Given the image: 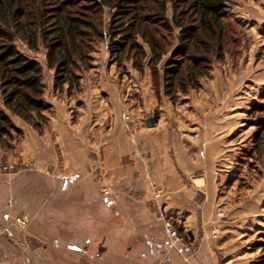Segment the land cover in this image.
I'll use <instances>...</instances> for the list:
<instances>
[{"label":"rangeland","instance_id":"1","mask_svg":"<svg viewBox=\"0 0 264 264\" xmlns=\"http://www.w3.org/2000/svg\"><path fill=\"white\" fill-rule=\"evenodd\" d=\"M22 1L18 3L26 8V16L19 18L17 0H0V47L13 42L20 53L41 63L46 92L51 78H55V69L50 71L47 58L48 42L52 36L49 39L45 36L62 35V32L45 34L56 24V16L51 14L53 11L45 8L56 3L54 0ZM66 2L71 4L66 8L70 16H83L85 19L81 26L80 21L77 22L73 34L68 32L66 35H89L86 41L89 48H93L92 64L95 65L96 60V65L107 66L110 49L105 47V37L90 35H112L111 25L115 26L110 15L112 10L107 5L103 8L84 6L85 0ZM167 3L170 12L172 3ZM227 3L226 15L219 26L221 30L217 29L215 35H209V32L207 35L205 32L179 35L180 29L174 24L167 21L162 24L150 15L153 12L144 10L143 19L147 17V25L159 31L157 39L167 52L156 60L147 42L141 38L148 52L142 59L144 69H136L140 79L145 81L147 78L151 85L126 89L128 99L135 101L127 104L129 111L126 114L137 113L135 117L142 126L146 125L144 118L154 115L161 120L163 127L181 136V133H187L186 137L190 141L195 139L196 145H202L207 139V204L210 203L207 220L212 219V227L207 231L202 229L194 236L187 234L179 221L167 213L163 215L168 239L193 244L190 249L177 251L181 256L178 264H196L195 257L199 253L203 255L199 252L203 249L200 245L209 238L215 239L211 243L212 248L207 252V258L199 259V264L205 260L207 264H264V0H228ZM186 22L198 25L192 17ZM78 41H82L80 36ZM179 44L189 45V58L186 56L176 64H180L179 75L174 79L167 78L170 74L166 73L165 64L173 57L172 53ZM129 60L124 59L120 64V74L125 73L128 81H134L133 87H137L131 68L129 71ZM2 74L0 65V105L4 108ZM137 99L143 102L139 103ZM46 104L41 114L33 112V121L27 120L39 132L44 131L49 119L47 115L53 111L51 105ZM14 124L15 127H10L6 134L0 136V172L32 173L36 168L35 160L23 159L22 153L14 150L17 143L13 140L23 133L15 121ZM35 177L36 190H42L41 180ZM61 202L69 204L68 208L57 214L54 207L59 201L56 200L46 222L42 216L45 201L38 196L32 215L41 223L32 225V219L30 222L26 213L13 217V222L19 226L20 219L26 221L27 227H20L30 242L28 246L9 250L0 245V264H110L108 255L103 259H93L96 253L106 249L103 246L107 241V232L98 231L95 237L92 235L96 227L92 218L93 206L82 205L77 197ZM166 219L178 228L182 241L168 234ZM44 225L46 233L43 232ZM0 226L2 231L4 225L1 222ZM33 226L39 229L42 226V232L29 239L27 231ZM132 243L139 241L131 240L127 246L111 250L116 254L115 264H160L155 256L158 248L132 247ZM78 245L80 247L77 248Z\"/></svg>","mask_w":264,"mask_h":264},{"label":"crops","instance_id":"2","mask_svg":"<svg viewBox=\"0 0 264 264\" xmlns=\"http://www.w3.org/2000/svg\"><path fill=\"white\" fill-rule=\"evenodd\" d=\"M104 37L105 47L109 50L110 36ZM109 51L107 66L96 65V60L95 65L84 66L78 71L81 75L79 83L72 87L69 82L55 87V78H51L45 98L53 111L47 115L49 119L44 131L39 132L24 118L12 115L23 131L13 140L17 143L14 150L22 153L23 159H34L36 168L32 173L0 172L2 248L9 250L29 245L30 240L13 222V217L26 213L30 222L32 219V225L41 223L32 215L37 196L45 201L44 222L48 221L46 217L51 215L49 212L56 200L59 201L54 207L57 214L69 206L61 201L75 197L84 206L92 205V218L96 224L92 235L95 237L98 231L107 232L103 246L106 249L96 253L93 259L108 255L110 264L117 261H113L116 254L111 250L123 248L131 240L139 241L130 244L132 247L158 248L155 251L157 263L178 264L181 256L177 251L190 249L193 244L172 242L166 237L164 213L179 221L187 234L195 236L202 229L207 231L212 227V219L207 220L210 207V203L207 204V139L202 145H196L195 139L190 141L186 137L187 133L183 132L181 136L163 127L159 119L154 127L142 126L136 119L137 113H132V118L139 124L134 133L129 132L125 114L129 111L127 104L135 101L128 99L126 89H140L144 84L150 86L151 81L140 79L138 67L131 59L129 71L132 70L138 84L133 87L134 81H128L125 73L120 74L121 65L113 60ZM49 69L53 72V68ZM97 168L104 173L102 183L96 179ZM35 176L41 180L42 190H36ZM104 183L111 186L113 194H103ZM157 191L162 192L161 197L156 196ZM43 228L46 233L45 225ZM41 232L42 226L40 229L33 226L27 231L29 239ZM213 240L209 238L200 245L203 249L199 252L203 255L199 253L195 257L196 264L199 259L208 257ZM205 262L203 264H207Z\"/></svg>","mask_w":264,"mask_h":264},{"label":"trees","instance_id":"3","mask_svg":"<svg viewBox=\"0 0 264 264\" xmlns=\"http://www.w3.org/2000/svg\"><path fill=\"white\" fill-rule=\"evenodd\" d=\"M20 0H17V3ZM67 0H54L56 5L46 7L45 10L52 12L56 16V24L50 27L45 34L61 33L62 35H46L52 40L48 42L49 51L47 53L48 66L55 69V87L62 86L66 82L73 84L79 83L80 73L78 72L84 66L92 65V49L89 48L86 38L89 35H66L74 33V28L80 26L83 16H70L67 7L71 4ZM170 1L171 9H168ZM85 0L84 6L94 8V5L104 7L107 5L110 10L112 23V35H110L109 49L111 56L119 64L124 59H133V64L144 69L142 59L147 56L148 50L143 45L141 38L147 42L151 49L152 57L158 60L163 58V53L167 51L162 47L157 29L150 28L149 20L143 19V11L153 12L150 14L154 19L162 24L166 21L174 24L180 29L179 35H215L217 29H220V23L226 15L228 0ZM24 0L22 1V3ZM21 3V2H20ZM18 3L19 18L26 16ZM49 4V3H47ZM149 16V15H147ZM50 17V13L48 15ZM194 18L198 25L188 24V21ZM93 21H96L93 20ZM21 22V19H20ZM66 30V31H65ZM100 34H103L100 33ZM81 37V42L78 37ZM92 37L105 35H90ZM164 37V36H163ZM164 39V38H163ZM13 40V37H10ZM92 40V39H91ZM92 42H90L91 44ZM0 65L2 69V95L3 107L0 105V136L6 134L10 127H15L10 114L14 113L22 118L33 121V112L40 113L47 107L44 99L45 83L43 82L44 67L35 59L20 53L16 45L11 43L2 44L0 47ZM189 45L179 44L173 51L171 58L165 64L167 78H173L179 75L181 60L186 56L189 58ZM198 59H196L197 61ZM184 62V61H183ZM196 64V63H195ZM172 84V83H168ZM156 119L158 118L155 116ZM35 123V122H34ZM17 128V127H16ZM180 228V227H179ZM181 230V229H180Z\"/></svg>","mask_w":264,"mask_h":264},{"label":"built area","instance_id":"4","mask_svg":"<svg viewBox=\"0 0 264 264\" xmlns=\"http://www.w3.org/2000/svg\"><path fill=\"white\" fill-rule=\"evenodd\" d=\"M125 121H126V128L129 132L131 133H134L135 132V129L137 127V125L139 124L137 121H135L133 118H132V115L130 114H126L125 115ZM95 176L97 178V180L99 182H104L105 181V176H104V173L103 171L100 169V168H97L95 170ZM102 192L103 194H106V195H109V194H113L114 191L113 189L111 188V186H109L108 184L104 183L103 186H102ZM162 195V192L161 191H157L156 192V196L157 197H161ZM19 224L22 228H26L27 227V223L25 220H19ZM165 226H166V230L168 232V234L173 237V239H176V240H183V236L180 234L178 228L174 225V223L169 220V219H166L165 220ZM0 230H1V226H0Z\"/></svg>","mask_w":264,"mask_h":264},{"label":"water","instance_id":"5","mask_svg":"<svg viewBox=\"0 0 264 264\" xmlns=\"http://www.w3.org/2000/svg\"><path fill=\"white\" fill-rule=\"evenodd\" d=\"M145 122H146V126L154 127L156 126V117L154 115H150L149 117H147Z\"/></svg>","mask_w":264,"mask_h":264}]
</instances>
